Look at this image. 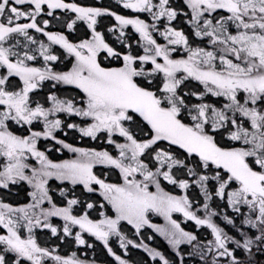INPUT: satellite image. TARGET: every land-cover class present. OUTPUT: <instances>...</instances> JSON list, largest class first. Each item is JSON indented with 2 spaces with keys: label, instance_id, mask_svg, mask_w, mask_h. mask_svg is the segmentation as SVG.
<instances>
[{
  "label": "snow or ice",
  "instance_id": "snow-or-ice-1",
  "mask_svg": "<svg viewBox=\"0 0 264 264\" xmlns=\"http://www.w3.org/2000/svg\"><path fill=\"white\" fill-rule=\"evenodd\" d=\"M0 264H264V0H0Z\"/></svg>",
  "mask_w": 264,
  "mask_h": 264
}]
</instances>
